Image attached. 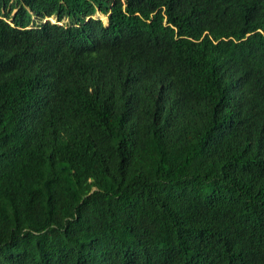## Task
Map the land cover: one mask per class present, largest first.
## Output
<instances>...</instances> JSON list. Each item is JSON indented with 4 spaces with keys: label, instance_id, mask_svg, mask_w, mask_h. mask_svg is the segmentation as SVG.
<instances>
[{
    "label": "trees",
    "instance_id": "1",
    "mask_svg": "<svg viewBox=\"0 0 264 264\" xmlns=\"http://www.w3.org/2000/svg\"><path fill=\"white\" fill-rule=\"evenodd\" d=\"M0 264H264V0H0Z\"/></svg>",
    "mask_w": 264,
    "mask_h": 264
},
{
    "label": "rangeland",
    "instance_id": "2",
    "mask_svg": "<svg viewBox=\"0 0 264 264\" xmlns=\"http://www.w3.org/2000/svg\"><path fill=\"white\" fill-rule=\"evenodd\" d=\"M99 16H101L104 20H107V17L106 16H103L102 14L98 13ZM52 20H55V19H52Z\"/></svg>",
    "mask_w": 264,
    "mask_h": 264
}]
</instances>
